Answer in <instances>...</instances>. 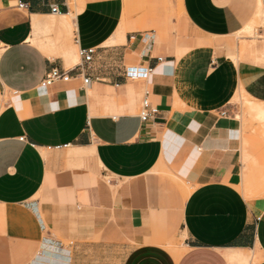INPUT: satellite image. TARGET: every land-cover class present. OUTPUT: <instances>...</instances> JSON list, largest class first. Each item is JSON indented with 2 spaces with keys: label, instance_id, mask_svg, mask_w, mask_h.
<instances>
[{
  "label": "crops",
  "instance_id": "crops-1",
  "mask_svg": "<svg viewBox=\"0 0 264 264\" xmlns=\"http://www.w3.org/2000/svg\"><path fill=\"white\" fill-rule=\"evenodd\" d=\"M242 97L264 105V0H0V264H264Z\"/></svg>",
  "mask_w": 264,
  "mask_h": 264
},
{
  "label": "rangeland",
  "instance_id": "rangeland-1",
  "mask_svg": "<svg viewBox=\"0 0 264 264\" xmlns=\"http://www.w3.org/2000/svg\"><path fill=\"white\" fill-rule=\"evenodd\" d=\"M261 11L262 8L260 6V9L255 16L262 13ZM248 27L243 31L242 34H238L234 41L236 44L235 48H237L238 44V48L241 52V60H245V57L250 55V52L246 51L248 44H258L256 32H253L252 29H248ZM76 55L77 57L74 61V64L78 63V57H80L79 51H76ZM67 68L70 67L67 66ZM236 103L235 114L236 118L241 122L243 133L242 163L244 183L241 189L248 197L264 196V121L258 120L255 116L250 115L246 111V105L253 104L246 102L244 97H242V99ZM70 151L71 153L74 152L75 154H73V156L80 160L85 155L84 151H78L72 148ZM163 174L167 175V173ZM183 243L184 236H180V239L178 240V246H181Z\"/></svg>",
  "mask_w": 264,
  "mask_h": 264
},
{
  "label": "built area",
  "instance_id": "built-area-1",
  "mask_svg": "<svg viewBox=\"0 0 264 264\" xmlns=\"http://www.w3.org/2000/svg\"><path fill=\"white\" fill-rule=\"evenodd\" d=\"M20 9H24L26 8V5L24 4H20L19 5ZM53 13L57 12L56 8L52 9ZM95 54V50L94 49H83L79 51V56L81 61H83L84 64H89L92 62L93 60V56ZM159 61H161V59H159ZM130 78L132 79H136L139 77V75L137 73H135L134 75H129ZM71 76L69 74V72L67 71H60L58 69H54L52 70L46 77V80L43 83L44 87H51L52 85L58 83V82H64L67 83L69 81H71ZM85 84L89 85L90 84V79H86L85 80ZM157 109H155L154 107H152L149 99L146 97L143 101V108H142V112H141V119L143 122L148 121L152 115L157 114Z\"/></svg>",
  "mask_w": 264,
  "mask_h": 264
},
{
  "label": "bare ground",
  "instance_id": "bare-ground-1",
  "mask_svg": "<svg viewBox=\"0 0 264 264\" xmlns=\"http://www.w3.org/2000/svg\"><path fill=\"white\" fill-rule=\"evenodd\" d=\"M253 105H246V111L250 114L255 116L258 120H264V105L254 104Z\"/></svg>",
  "mask_w": 264,
  "mask_h": 264
}]
</instances>
